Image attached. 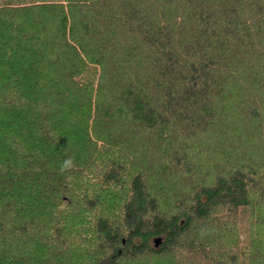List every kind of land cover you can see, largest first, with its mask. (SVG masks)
Returning a JSON list of instances; mask_svg holds the SVG:
<instances>
[{"label":"trees","instance_id":"16d2710c","mask_svg":"<svg viewBox=\"0 0 264 264\" xmlns=\"http://www.w3.org/2000/svg\"><path fill=\"white\" fill-rule=\"evenodd\" d=\"M0 264H264V0H0Z\"/></svg>","mask_w":264,"mask_h":264},{"label":"water","instance_id":"95a60500","mask_svg":"<svg viewBox=\"0 0 264 264\" xmlns=\"http://www.w3.org/2000/svg\"><path fill=\"white\" fill-rule=\"evenodd\" d=\"M161 237H156L155 239H154V242H155V246H159V244H160V242H161Z\"/></svg>","mask_w":264,"mask_h":264}]
</instances>
